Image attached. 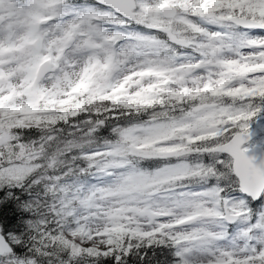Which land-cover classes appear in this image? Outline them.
Here are the masks:
<instances>
[{"label": "rangeland", "instance_id": "374dc122", "mask_svg": "<svg viewBox=\"0 0 264 264\" xmlns=\"http://www.w3.org/2000/svg\"><path fill=\"white\" fill-rule=\"evenodd\" d=\"M201 1L136 0L137 20L141 16L150 27H168L173 36L168 45L148 30L129 36L128 28L119 26L124 19L110 8L95 4L56 7L53 0H0V103L9 111L27 110L39 95L53 104L69 91L93 87L104 93L125 90L129 96H154L165 89L172 98L204 89L212 95L216 90L224 93L218 101L203 99L176 118L153 116L126 126L120 129V142L96 150L91 161L96 170L93 179L72 192L66 189L63 210L76 217L81 229L73 251L103 252L110 247V231L123 227L144 238L156 231L170 235L187 264H248L264 253V207L251 217L244 197H227L230 212L238 215L229 225L215 198V187L161 190L162 182L187 172L185 162L145 173L134 170L126 160L127 153L142 158L165 155L171 152L173 141H192L229 127L247 131L256 126L260 135L245 147H264V115L254 113L250 99L264 85V24L235 32L223 8L197 14L204 22L193 14ZM220 1L226 7L225 0ZM162 3L181 10L174 19H165L159 12ZM176 24L185 25L192 35L179 33ZM36 35L42 36L38 51L31 44ZM172 48L176 50L172 54L163 52ZM44 59L51 63L52 75L36 83L34 75ZM1 143L7 146V136L0 135ZM22 154L20 150L15 153ZM33 159L1 166L0 181L18 182L35 167ZM146 209L163 216L149 222L146 215L135 212ZM0 233L8 235L1 227ZM9 235L6 242L16 244L17 239ZM0 264L50 263L0 254Z\"/></svg>", "mask_w": 264, "mask_h": 264}, {"label": "trees", "instance_id": "16d2710c", "mask_svg": "<svg viewBox=\"0 0 264 264\" xmlns=\"http://www.w3.org/2000/svg\"><path fill=\"white\" fill-rule=\"evenodd\" d=\"M56 1L59 5L81 3V0ZM222 3L210 1L206 5L209 9L223 8L230 15L264 23L263 1L225 0L226 7H221ZM204 95L172 98L162 92L148 98L144 94L128 96L126 92L103 95L93 89L72 92L53 104L38 102L27 110L8 111L0 107V135L7 136V146L0 144V167L23 163L30 156L35 164L18 182L0 181V227L3 233L17 239L12 245L13 255L45 259L50 264H187L174 251L172 238L162 233L144 238L119 229L111 234L109 249L96 255L75 252L73 244L79 241L81 229L76 217L65 213L63 206L66 189L72 192L95 176L91 161L95 160L96 150L122 140L120 129L144 123L153 116L176 118L200 104ZM204 97L216 100L210 94ZM250 99L254 113L263 116L264 86L253 91ZM235 131L237 128L230 127L192 141L182 138L168 154L129 159L136 170L146 173L185 162L187 174L170 180L169 187L212 186L218 188L220 196H228L238 192L231 159L222 153L200 150L225 142ZM17 150L24 154L16 156ZM263 205L264 197L249 202L252 212L260 211ZM248 264H264V255Z\"/></svg>", "mask_w": 264, "mask_h": 264}, {"label": "water", "instance_id": "95a60500", "mask_svg": "<svg viewBox=\"0 0 264 264\" xmlns=\"http://www.w3.org/2000/svg\"><path fill=\"white\" fill-rule=\"evenodd\" d=\"M96 2L105 6H110L116 11V13L124 16L128 19H134V15L131 12L135 7L134 0H95ZM161 13L166 17H173L176 10L169 6H164L161 9ZM230 21L241 26L250 27L255 24L252 21L231 17ZM40 38L34 40V45L40 48ZM51 68L48 61L42 62L36 73V81H39ZM258 134L257 129H252L249 132H237L233 134L226 142L219 144L215 147L206 149V151H218L229 155L232 159L233 174L238 179L239 190L251 196L253 199H257L264 189V150L259 146H254L250 149H242V145L252 139ZM140 214H147L151 218L160 217L158 215H152L148 211L140 212ZM226 219L231 222L236 217L225 215ZM12 249L8 242H6L3 234L0 233V254L10 252Z\"/></svg>", "mask_w": 264, "mask_h": 264}, {"label": "bare ground", "instance_id": "6f19581e", "mask_svg": "<svg viewBox=\"0 0 264 264\" xmlns=\"http://www.w3.org/2000/svg\"><path fill=\"white\" fill-rule=\"evenodd\" d=\"M7 233V232H6ZM10 236V235H9ZM8 237V236H7ZM8 238H10V237H8ZM11 240V239H10Z\"/></svg>", "mask_w": 264, "mask_h": 264}]
</instances>
